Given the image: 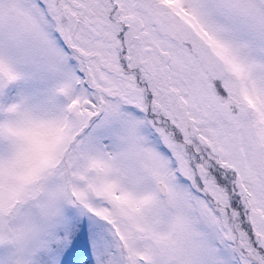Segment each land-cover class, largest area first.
I'll return each instance as SVG.
<instances>
[{
  "label": "snow or ice",
  "instance_id": "snow-or-ice-1",
  "mask_svg": "<svg viewBox=\"0 0 264 264\" xmlns=\"http://www.w3.org/2000/svg\"><path fill=\"white\" fill-rule=\"evenodd\" d=\"M0 264H264V0H0Z\"/></svg>",
  "mask_w": 264,
  "mask_h": 264
}]
</instances>
